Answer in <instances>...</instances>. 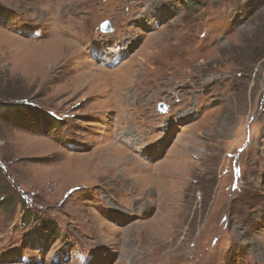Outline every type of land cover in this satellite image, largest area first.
I'll return each instance as SVG.
<instances>
[{"label": "rangeland", "instance_id": "374dc122", "mask_svg": "<svg viewBox=\"0 0 264 264\" xmlns=\"http://www.w3.org/2000/svg\"><path fill=\"white\" fill-rule=\"evenodd\" d=\"M0 6V264H264V0Z\"/></svg>", "mask_w": 264, "mask_h": 264}, {"label": "trees", "instance_id": "16d2710c", "mask_svg": "<svg viewBox=\"0 0 264 264\" xmlns=\"http://www.w3.org/2000/svg\"><path fill=\"white\" fill-rule=\"evenodd\" d=\"M6 10L0 6V21L7 19V15L5 14ZM5 101V100H4ZM2 106L5 108L2 119L8 123H10L11 126H16L17 128L27 130V131H38L41 130L40 123L45 122L47 124V127L50 126V123H52L51 119H48V116H51L50 114H45L41 109L38 110L36 107H32L27 103L24 102H7L5 101ZM49 123V125H48ZM44 128V127H42ZM42 131V130H41ZM8 204H12L11 197L6 196L2 199L0 203V207H7ZM24 205L28 206L27 203L23 202L21 204L22 208V214L25 212ZM30 207V210L28 211L29 214H33L34 210ZM40 222H45L41 221ZM44 225H46L44 223ZM40 226V224H38ZM48 230V229H46ZM31 236L33 237V233L31 232ZM38 239H40V235L37 236Z\"/></svg>", "mask_w": 264, "mask_h": 264}, {"label": "bare ground", "instance_id": "6f19581e", "mask_svg": "<svg viewBox=\"0 0 264 264\" xmlns=\"http://www.w3.org/2000/svg\"><path fill=\"white\" fill-rule=\"evenodd\" d=\"M59 40H57V41H52L54 44L52 45V47H53V50L54 51H58V52H60V51H63V48H69V49H72V48H74V46H73V44H71V43H68V42H61V41H59ZM56 42V43H55ZM69 51V50H68ZM57 53V52H56ZM65 53V52H64ZM134 169V168H133ZM130 171L132 172V173H134V174H131V175H129L130 177H131V179H132V181H133V183H137V182H139V181H142V180H144V177H143V175L141 174V173H139V171H136L135 169L134 170H132L131 168H130ZM140 177H142L141 179L142 180H140Z\"/></svg>", "mask_w": 264, "mask_h": 264}, {"label": "water", "instance_id": "95a60500", "mask_svg": "<svg viewBox=\"0 0 264 264\" xmlns=\"http://www.w3.org/2000/svg\"><path fill=\"white\" fill-rule=\"evenodd\" d=\"M100 30L103 32H110L112 31V28L110 27V24L108 21H104L100 25Z\"/></svg>", "mask_w": 264, "mask_h": 264}]
</instances>
